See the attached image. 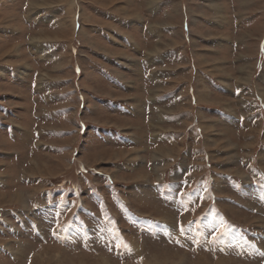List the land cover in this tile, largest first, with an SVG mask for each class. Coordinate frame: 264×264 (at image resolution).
<instances>
[{
	"label": "rangeland",
	"instance_id": "374dc122",
	"mask_svg": "<svg viewBox=\"0 0 264 264\" xmlns=\"http://www.w3.org/2000/svg\"><path fill=\"white\" fill-rule=\"evenodd\" d=\"M0 264H264V0H0Z\"/></svg>",
	"mask_w": 264,
	"mask_h": 264
},
{
	"label": "bare ground",
	"instance_id": "6f19581e",
	"mask_svg": "<svg viewBox=\"0 0 264 264\" xmlns=\"http://www.w3.org/2000/svg\"><path fill=\"white\" fill-rule=\"evenodd\" d=\"M47 40V39H46Z\"/></svg>",
	"mask_w": 264,
	"mask_h": 264
}]
</instances>
